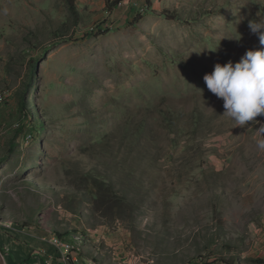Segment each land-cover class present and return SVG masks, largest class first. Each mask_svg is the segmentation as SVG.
Listing matches in <instances>:
<instances>
[{
    "label": "rangeland",
    "instance_id": "1",
    "mask_svg": "<svg viewBox=\"0 0 264 264\" xmlns=\"http://www.w3.org/2000/svg\"><path fill=\"white\" fill-rule=\"evenodd\" d=\"M75 1L0 0V227L85 231L100 264L264 261V116L203 79L264 50V0Z\"/></svg>",
    "mask_w": 264,
    "mask_h": 264
},
{
    "label": "clouds",
    "instance_id": "2",
    "mask_svg": "<svg viewBox=\"0 0 264 264\" xmlns=\"http://www.w3.org/2000/svg\"><path fill=\"white\" fill-rule=\"evenodd\" d=\"M249 28L259 34L260 44L264 45V21H250ZM203 79L208 90L223 100V116L229 117L237 127L243 128L248 122L259 123L255 118L264 116V50H248L236 63H217ZM255 133L257 148L264 150V124Z\"/></svg>",
    "mask_w": 264,
    "mask_h": 264
},
{
    "label": "crops",
    "instance_id": "3",
    "mask_svg": "<svg viewBox=\"0 0 264 264\" xmlns=\"http://www.w3.org/2000/svg\"><path fill=\"white\" fill-rule=\"evenodd\" d=\"M69 250L50 230L0 227V251L6 264H66Z\"/></svg>",
    "mask_w": 264,
    "mask_h": 264
},
{
    "label": "trees",
    "instance_id": "4",
    "mask_svg": "<svg viewBox=\"0 0 264 264\" xmlns=\"http://www.w3.org/2000/svg\"><path fill=\"white\" fill-rule=\"evenodd\" d=\"M68 3V7L70 9V12L71 14L74 16V17H78L79 16V11L77 9V6H76V1L75 0H66ZM125 0H105L104 4L106 5V8L107 10L109 11H114L115 9H117L118 7H120ZM161 16L165 17L167 20L169 21H175V20H184V17H183V14H181L180 12L176 11V10H173V11H163V13L161 14ZM192 15H188V18H191ZM187 18V19H188ZM59 38L61 40H66V36H59ZM48 51H44L43 55L45 56L47 54ZM32 62V61H31ZM22 107H24L22 105ZM36 228L38 229H41L42 227L37 224L35 226ZM52 232L54 233V235L63 243H65L68 247H69V251H71L72 253H76L79 255L80 258H83L85 260H93V261H97V259L95 258H88L86 252L84 251L85 249L83 247H80V245H78L76 243V240H78L79 238L81 239H86L87 236H86V232L85 231H82L81 233L79 231H68L66 233H62V232H59V231H53ZM80 234V236H79ZM75 235L78 236L75 238ZM80 239V240H81ZM86 242H90L89 239H86ZM219 263V262H217ZM222 264H238L237 262L234 263V261H222ZM256 264H264V261H258Z\"/></svg>",
    "mask_w": 264,
    "mask_h": 264
},
{
    "label": "built area",
    "instance_id": "5",
    "mask_svg": "<svg viewBox=\"0 0 264 264\" xmlns=\"http://www.w3.org/2000/svg\"><path fill=\"white\" fill-rule=\"evenodd\" d=\"M10 95L8 93H0V107L3 106ZM69 248V247H68ZM66 264H100L99 262L93 261V260H85L83 258H80L78 254L72 253L70 251V254L66 257Z\"/></svg>",
    "mask_w": 264,
    "mask_h": 264
},
{
    "label": "water",
    "instance_id": "6",
    "mask_svg": "<svg viewBox=\"0 0 264 264\" xmlns=\"http://www.w3.org/2000/svg\"><path fill=\"white\" fill-rule=\"evenodd\" d=\"M0 264H6V263H5L4 256H3V254H2L1 251H0Z\"/></svg>",
    "mask_w": 264,
    "mask_h": 264
}]
</instances>
